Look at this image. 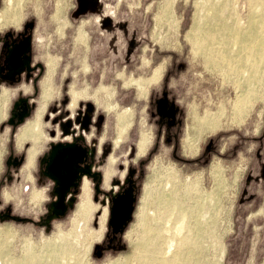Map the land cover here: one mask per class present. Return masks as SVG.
I'll list each match as a JSON object with an SVG mask.
<instances>
[{"label":"rangeland","instance_id":"374dc122","mask_svg":"<svg viewBox=\"0 0 264 264\" xmlns=\"http://www.w3.org/2000/svg\"><path fill=\"white\" fill-rule=\"evenodd\" d=\"M226 1L26 0L23 19L16 24L11 19L18 9L0 0V230L14 235L11 258L22 256L27 241L39 255L44 239H56L64 231L72 246L65 264H126L128 259L136 264L143 215L153 225L155 198L172 175L181 186L191 183L199 191L187 206L199 194L212 199L216 224L206 264H214L221 244L226 255L222 264L263 263L264 73L236 114V76L229 80L221 68L208 70L202 54L196 53L192 33L207 25L204 15L210 4L227 15ZM235 2L247 5L246 0ZM58 4L67 22L64 36L53 19ZM80 32L87 45L75 40ZM23 35L31 42L29 63L20 78L11 80L4 56L9 44ZM50 56L60 60L54 97L44 105L42 82ZM5 90L10 95L6 101ZM73 90L82 93L75 107ZM43 106L41 139L20 144L21 128ZM223 108L216 127H203L206 112ZM143 135L149 143L139 155ZM74 143L85 147L89 160L60 214L59 183L47 176L46 166L56 149ZM32 148L38 153L28 167ZM35 191L44 198L33 200ZM128 191L134 194V208L123 229L116 231L111 225L113 200ZM88 198L91 209L79 214V205ZM90 232L94 241L87 250ZM77 235L82 240L75 242Z\"/></svg>","mask_w":264,"mask_h":264},{"label":"bare ground","instance_id":"6f19581e","mask_svg":"<svg viewBox=\"0 0 264 264\" xmlns=\"http://www.w3.org/2000/svg\"><path fill=\"white\" fill-rule=\"evenodd\" d=\"M25 2L26 0H9L10 5L18 9V12L11 19L16 24H19L23 19ZM231 2L232 0H227L223 5V8L229 11L227 15L219 12L213 4H210L204 15L207 25L202 28L195 27L192 33L196 36L197 40L195 43L197 48L196 53L200 52L202 54L208 70L213 67L221 68L222 75L225 78L229 77V80L232 79L231 76H236L233 84L237 91V99L234 104L235 113L237 114L240 112L244 96L252 93L256 80L264 73V0H246L247 5ZM61 11L62 7L58 4L53 19L59 22L57 28L58 34L64 36V27L67 22L63 21ZM3 21L4 16H1L0 24ZM61 21H63V24H60ZM75 40L87 45V40L81 32ZM59 60L60 58L51 56L47 60L48 73L42 82L41 95L44 105L54 97L53 80L58 70ZM89 69V65L85 59L84 71H88ZM160 75L161 72L155 74L153 79H158ZM2 94L4 101L9 99L10 95L8 91L5 90ZM81 97L82 93L73 90L71 106H77ZM224 110L225 108L215 114L206 112L202 120L203 127L206 129L216 127L221 121L222 116H224ZM44 112L45 106L40 108L38 116L33 122H28L27 125L21 128L17 136L20 144L27 139H32L34 144L38 143L42 135L41 127L43 125L41 119ZM1 113L0 111V115ZM124 130L123 127L122 132ZM119 137L121 138V136ZM120 138L116 141L117 146L121 141ZM148 143L149 138L143 135L139 142V155L145 152ZM187 146H190L192 149L195 145L190 143ZM37 153L38 150L36 148L30 150L28 167L33 165ZM29 179L35 182L32 174H29ZM177 179V177L170 175L165 187L158 191L155 198L157 211L151 213L153 225L151 223L148 224V219L146 221L143 215V232L135 248L136 264H206L209 260V241L216 224L210 213V202H212V199L209 195L203 196L199 194L196 198H193L191 205L187 206V202L191 200L192 194H198L199 191L191 183H185L181 186L177 182ZM87 188L88 184L86 183L84 189L86 194H89L86 191ZM43 198V195L39 191H35L33 200H42ZM91 205L92 201L90 198L82 201L79 205L78 213H87L91 209ZM107 214H104L103 220H106ZM75 222L76 220H74ZM63 232L58 233L59 235L56 239H44L43 249L39 255H35L31 241H27L22 256L20 258H11L9 256V249L14 235L0 230V264H65L67 253L72 246L69 243L68 237ZM103 233L101 232V234ZM101 234L100 237L102 236ZM92 235L93 232H90L87 236V250L93 245L91 241L94 239V236ZM95 239L97 240V238ZM74 240L78 242V240H82V237L79 235ZM85 245H83V248ZM219 248L221 253L218 255L216 252L214 264H222L226 256H224V244H221ZM5 249L7 250V254L5 253ZM128 262L129 259L126 261V264ZM262 264H264V260Z\"/></svg>","mask_w":264,"mask_h":264},{"label":"flooded vegetation","instance_id":"af4514ba","mask_svg":"<svg viewBox=\"0 0 264 264\" xmlns=\"http://www.w3.org/2000/svg\"><path fill=\"white\" fill-rule=\"evenodd\" d=\"M9 45L10 49L8 53L4 56L5 69L8 78H10L11 80H16L17 78H20L22 70L24 69V67H26L27 63H29L27 58L31 48V42L26 35H23L21 37L18 36ZM16 50L18 51V53L15 57H13V54ZM81 147L85 149V147H83L80 143L66 144L62 147H59L53 152L52 157L46 166V174L47 176L52 177L59 183V189L62 187V181L59 178L54 177L48 171V166L55 165L60 160L58 159L61 156L60 153L65 148H71L73 153H79L78 149ZM88 160V156H85L84 158H79V156H77L75 159L70 160L64 165V170L66 171L65 174L67 175L65 176V179H67L66 181H72L70 184L69 191L79 181V179H81L82 173L86 170ZM69 191L67 192V194L69 193ZM48 224L49 222L47 220L42 219L43 226H48Z\"/></svg>","mask_w":264,"mask_h":264},{"label":"water","instance_id":"95a60500","mask_svg":"<svg viewBox=\"0 0 264 264\" xmlns=\"http://www.w3.org/2000/svg\"><path fill=\"white\" fill-rule=\"evenodd\" d=\"M24 47V45H23ZM18 51L16 50L13 54V57L16 56ZM79 153L72 152L71 148H65L60 154V159L55 165H49L48 171L56 178H59L62 181V187L59 189V199L56 205L58 213L64 214L67 206L65 203L67 192L70 189V184L72 181H66L65 176V167L64 165L70 160L75 159L77 156L79 158H84L87 156V150L84 148H79ZM55 160V158H54ZM135 197L133 192H125L122 195L118 196L113 200L112 212H111V225L115 228L116 231H121L124 225L131 217V213L134 208Z\"/></svg>","mask_w":264,"mask_h":264},{"label":"crops","instance_id":"0c3cea01","mask_svg":"<svg viewBox=\"0 0 264 264\" xmlns=\"http://www.w3.org/2000/svg\"><path fill=\"white\" fill-rule=\"evenodd\" d=\"M89 47V46H88ZM86 60H87V58H86ZM88 63V62H87ZM89 65V64H88ZM89 68H90V65H89Z\"/></svg>","mask_w":264,"mask_h":264}]
</instances>
